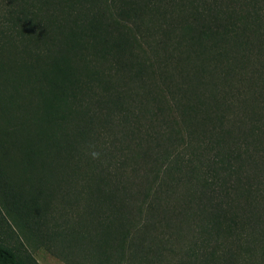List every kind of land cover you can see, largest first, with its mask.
<instances>
[{"label": "trees", "instance_id": "trees-1", "mask_svg": "<svg viewBox=\"0 0 264 264\" xmlns=\"http://www.w3.org/2000/svg\"><path fill=\"white\" fill-rule=\"evenodd\" d=\"M33 250L264 264V0H0V264Z\"/></svg>", "mask_w": 264, "mask_h": 264}, {"label": "rangeland", "instance_id": "rangeland-1", "mask_svg": "<svg viewBox=\"0 0 264 264\" xmlns=\"http://www.w3.org/2000/svg\"><path fill=\"white\" fill-rule=\"evenodd\" d=\"M32 253L38 264H85L80 262L77 258H68L67 260H64L63 258L56 257L43 250H33Z\"/></svg>", "mask_w": 264, "mask_h": 264}, {"label": "clouds", "instance_id": "clouds-1", "mask_svg": "<svg viewBox=\"0 0 264 264\" xmlns=\"http://www.w3.org/2000/svg\"><path fill=\"white\" fill-rule=\"evenodd\" d=\"M98 155H99V154L96 153V152H93V153H92L93 158H96Z\"/></svg>", "mask_w": 264, "mask_h": 264}]
</instances>
